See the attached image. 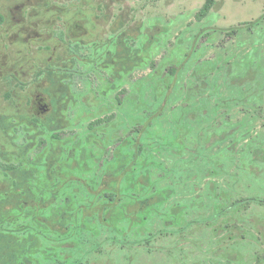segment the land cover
Returning a JSON list of instances; mask_svg holds the SVG:
<instances>
[{
	"label": "rangeland",
	"instance_id": "obj_1",
	"mask_svg": "<svg viewBox=\"0 0 264 264\" xmlns=\"http://www.w3.org/2000/svg\"><path fill=\"white\" fill-rule=\"evenodd\" d=\"M16 1L50 39L18 44L26 73L0 74V160L15 166L0 168V264H264V204L231 206L264 199V0H213L201 17L206 0ZM75 171L95 192L141 183L148 199L91 204L113 226L142 210L139 241L85 217L70 237Z\"/></svg>",
	"mask_w": 264,
	"mask_h": 264
},
{
	"label": "trees",
	"instance_id": "obj_2",
	"mask_svg": "<svg viewBox=\"0 0 264 264\" xmlns=\"http://www.w3.org/2000/svg\"><path fill=\"white\" fill-rule=\"evenodd\" d=\"M213 3V0H206L204 2V4L201 6L199 12H198V17H201V16H204L210 6L212 5ZM253 22H247L245 24L247 25H251ZM243 24V25H245ZM236 28H231V32L235 31ZM141 139V137H139V140ZM141 149V146L139 145V143L135 144L134 145V154H137V152ZM153 155L149 154V159H152ZM132 163L133 165L137 166L139 169L133 174L135 178H137L139 176V173L141 172V168L139 166V164H137L136 162V159L135 157L132 159ZM15 166L13 164H6L4 162H2L0 160V168L3 169V171H7L9 169H13ZM125 171V170H124ZM124 175H127L124 174ZM128 176V175H127ZM75 177V178H74ZM74 177H71V176H68L65 180H66V184L64 185V190L65 191H68L70 190L69 187H73L74 185H82L83 187H86L84 188V195H86V199L81 202L79 204V202H76V206H74L73 210L72 211H67V215L66 217L68 218L66 220V222H69L68 224L71 225V227L69 226L68 227V233H70V237H73L75 236V233L73 230H77L78 227H79V223H81V221H83V218H88L89 221L85 222L87 224L89 223H92L93 225H95L94 223L96 222L97 225H99V227L103 226V227H106V226H109V232L110 234L112 235V240L113 241H116V242H119V243H124V242H130V243H134V242H137L139 240H136L134 238L131 237V232L132 230L135 228V226L138 225L137 221H135L133 219V217H136L137 215H141L142 213V210H137L136 212H127L126 210H123L121 211L120 208H118V210H120V214H123V217L121 216V218H119L117 221H119V225L116 224L115 226L111 225L112 223L110 222V220L108 221L106 218H103V219H100L99 218V215H95V212L92 210V205L94 202H95V198L96 196L98 195V197L101 199V196H103V200H102V204H103V207L102 209H108L110 207H114V205H117L119 203H124L126 200L130 201L132 203V201H140V200H144L145 198L148 199V195L147 196H144L143 199L138 198L139 194L142 193V188H139L137 185L138 184H141L139 181V183L135 184V187L133 188V190L131 191V189L129 188H126L124 189L123 186L124 184L127 182L126 179H124V177H121V181L123 182V186L122 189L124 190L123 193H115L114 192H109V193H106V192H99V191H94V187L91 186L89 180L87 179L85 181V183H81V179L79 177H77L76 175V171L74 173ZM63 190V189H62ZM72 191L70 192V194H74L73 193V189H71ZM153 200V198H151V201ZM87 201H90V204L86 205L88 202ZM86 202V203H84ZM93 202V203H92ZM251 202H255V203H258V204H264V199L263 198H260V197H249V198H241V199H238V200H235L231 203V206L233 205H237V204H241V203H251ZM153 203V201H152ZM83 205L84 207H89L90 208V211L88 212L89 214H85L83 215L82 212L84 211L83 210ZM53 208L51 207L50 208V211L52 212ZM93 212V213H92ZM66 213V211H65ZM78 214V218L75 217V214ZM92 216H95V218H93V221H92ZM76 219H80V220H77ZM71 222V223H70ZM67 224V225H68ZM121 224V225H120ZM72 230V231H71ZM165 231H169V232H174V229H160L159 232H165ZM61 234L60 232L56 231V228H50L49 232H48V238L50 239V241H54L56 240L57 237H59ZM73 235V236H72ZM61 237V236H60ZM20 264H26V263H20Z\"/></svg>",
	"mask_w": 264,
	"mask_h": 264
},
{
	"label": "flooded vegetation",
	"instance_id": "obj_3",
	"mask_svg": "<svg viewBox=\"0 0 264 264\" xmlns=\"http://www.w3.org/2000/svg\"><path fill=\"white\" fill-rule=\"evenodd\" d=\"M27 11L22 2L14 0L6 6L0 0V74L7 78H17L18 73H26L19 72L15 62H12V54L17 53L18 44L39 46L50 39L49 28L43 15L36 16L35 12ZM40 41L42 43H39ZM8 47L13 49L8 50ZM78 56L77 52L73 51L74 62ZM38 105V108L45 109L41 100L38 101Z\"/></svg>",
	"mask_w": 264,
	"mask_h": 264
}]
</instances>
